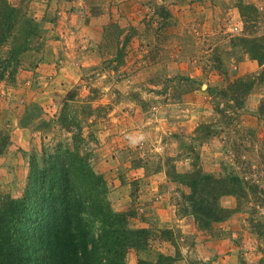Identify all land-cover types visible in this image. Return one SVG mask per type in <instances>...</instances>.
<instances>
[{
	"label": "rangeland",
	"instance_id": "374dc122",
	"mask_svg": "<svg viewBox=\"0 0 264 264\" xmlns=\"http://www.w3.org/2000/svg\"><path fill=\"white\" fill-rule=\"evenodd\" d=\"M8 1L39 34L0 80V204L33 155L73 148L65 115L113 211L146 230L127 264H264V0ZM197 170L227 182L224 221L193 215L175 173Z\"/></svg>",
	"mask_w": 264,
	"mask_h": 264
},
{
	"label": "trees",
	"instance_id": "16d2710c",
	"mask_svg": "<svg viewBox=\"0 0 264 264\" xmlns=\"http://www.w3.org/2000/svg\"><path fill=\"white\" fill-rule=\"evenodd\" d=\"M38 34V24L20 6L0 0V49H6L0 80L17 75L21 55ZM61 123L73 134V148L59 146L43 168L33 155L22 197L0 204V264H127L131 247L148 245L146 230L132 228V214L113 211L106 181L83 149L81 129L73 131L65 115ZM175 175L191 187L197 222L230 216L218 206L231 192L226 181L201 170Z\"/></svg>",
	"mask_w": 264,
	"mask_h": 264
},
{
	"label": "crops",
	"instance_id": "0c3cea01",
	"mask_svg": "<svg viewBox=\"0 0 264 264\" xmlns=\"http://www.w3.org/2000/svg\"><path fill=\"white\" fill-rule=\"evenodd\" d=\"M101 29L102 28L100 26L99 27H95L93 25V23L91 22L89 27L83 28L81 30V32L88 37L87 40H86L87 43H88L89 40H91V42L93 43L94 41L97 40V38H99L100 33H101ZM86 41H83V42L86 43ZM91 61H92V63L95 62L93 60H90V57H87L85 63H83L81 60H80V63H83V65L86 66V65H89L91 63Z\"/></svg>",
	"mask_w": 264,
	"mask_h": 264
}]
</instances>
